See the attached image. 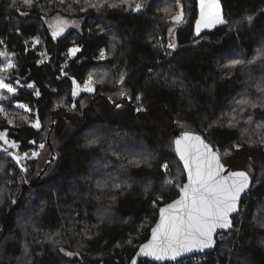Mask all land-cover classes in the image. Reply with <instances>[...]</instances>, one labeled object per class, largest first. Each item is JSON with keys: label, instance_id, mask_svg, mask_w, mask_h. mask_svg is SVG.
<instances>
[{"label": "trees", "instance_id": "obj_1", "mask_svg": "<svg viewBox=\"0 0 264 264\" xmlns=\"http://www.w3.org/2000/svg\"><path fill=\"white\" fill-rule=\"evenodd\" d=\"M219 3L225 23L196 35L199 0H0V68L21 87L0 99V133L17 145L0 140V264H131L185 182L179 122L225 167L247 163L254 185L237 243L232 230L176 264H264V0ZM56 16L84 19L81 34L54 37ZM89 76L95 94L73 100ZM51 123L56 161L33 187L48 161L38 173L9 153H36Z\"/></svg>", "mask_w": 264, "mask_h": 264}, {"label": "snow or ice", "instance_id": "obj_2", "mask_svg": "<svg viewBox=\"0 0 264 264\" xmlns=\"http://www.w3.org/2000/svg\"><path fill=\"white\" fill-rule=\"evenodd\" d=\"M26 2L30 3L31 0H26ZM140 7L141 5L137 4L133 10H139ZM199 8L200 15L195 25L196 35H199L203 28H212L225 23L221 15L219 0H199ZM247 19L251 21L252 17ZM182 20V11L172 17V21L176 24L181 23ZM62 31L61 27L53 32V36L59 35ZM169 47L175 48L176 45L169 44ZM78 51H80L78 47L71 48L69 55L74 56ZM100 58H104L103 51L100 53ZM12 67L13 65L8 63L5 68H0V71L6 72ZM73 84V96L79 91L92 92L94 90L92 76L84 82L82 89L75 81ZM0 89L8 93L16 91L3 80H0ZM20 107L24 106L20 105ZM140 110L137 109V111ZM8 122L11 124L10 120ZM32 126L39 128V121ZM0 140L11 148L17 147L15 143L9 144L5 133H0ZM175 146L188 173V182L180 189L181 195L178 200L160 209V221L152 229V238L140 247L138 253V255L153 257L158 261L176 260L177 257L194 249L202 251L211 248L214 243L213 234L216 230L231 228L230 215L237 211L241 193L249 187V178L244 172H233L228 176H221L223 166L219 156L199 136L185 133L175 140ZM40 147L43 148L44 145L41 144ZM9 155L17 165L25 158L11 153ZM32 155L36 156L38 153L33 152ZM164 167L166 169L167 165ZM22 170L25 169L22 168ZM133 264H136L135 260Z\"/></svg>", "mask_w": 264, "mask_h": 264}, {"label": "rangeland", "instance_id": "obj_3", "mask_svg": "<svg viewBox=\"0 0 264 264\" xmlns=\"http://www.w3.org/2000/svg\"><path fill=\"white\" fill-rule=\"evenodd\" d=\"M198 7H199V5H198ZM177 9H178V12L181 11V7L180 6H177ZM199 15H200V8H199ZM185 19H186L185 18V15L183 14V20H182V22L179 25H183L184 22H185ZM198 19H199V16H198ZM83 23H84V19H81V20H78V19H67V18H63L61 16H56V17L52 18L51 20L47 21L46 26H47V28L52 33L58 31L62 27L63 28V31L60 32L59 35H57L58 37L62 38L63 35L64 36L66 35V37L80 35L81 34V28L83 26ZM171 23H173L174 25H176L172 20H171ZM220 25L221 24L216 25L215 27H212V28H203V29H201V32L210 31V30H212V29H214V28H216V27H218ZM195 33H196V31H195ZM79 52L80 51H78L74 56H70L68 54V60L69 61L74 60L75 57H77V55H78ZM7 64H5L2 68H5L7 66ZM7 72H8V70L5 73H7ZM3 74H4V71H0V80H3L5 83H9V80L7 79L8 77L5 78ZM14 84L15 85H13L12 87L15 88V90H16L15 93H8L6 90L0 89V99H1V97H3V94L4 93L5 94H8L10 97L11 96H14L16 94L17 90L19 88H21V87H20V85L18 83H14ZM73 87H74V84H73ZM73 87H72V93H73ZM80 88L82 89L83 87H80ZM94 94H95L94 93V90L92 92L79 91V93L77 95H75V96H73V94H72V99L73 100H79L84 95H87V96L90 97V96H93ZM124 97H127V96L125 95ZM110 99L115 104L118 101V97H112L111 96ZM18 107L20 108V106H18ZM137 109H140V108H137ZM137 109H136L135 113H138V112L141 111V110L140 111H137ZM178 126H179L178 129H180V131H182L184 133H189L190 132V127L188 125H186V123L179 122V125ZM35 129L36 130H39L40 129V126H39V128H35ZM47 132H48V130L46 131V133ZM48 134L46 135L47 137L44 136V139L46 140V143H47ZM45 140H44V143H43L44 147L41 148L39 146V149L36 152V153H38V155H36V156L30 155L27 158L25 156H23V157H25L24 159H28L29 158V160H33L34 162H36V161L38 162V164H39V171H38V173L43 169V167L45 166L46 162L49 161V159H50V151L47 149ZM51 141H52V144L53 145L58 142L57 140H55V137L54 136L52 137ZM49 143H50V137H49ZM1 151L2 152H5L3 149ZM24 159H22V160H24ZM242 162H244V161H242ZM242 162L239 161L235 167L232 166V170L233 171H243V172L246 171L245 173L251 175L252 174L251 167L247 163H242ZM14 163L16 164L15 161H14ZM228 163L229 162H227V164ZM16 166L18 168H21V165L20 164L19 165L16 164ZM252 188H253V186H252ZM250 199H251V196L249 194L247 196V199H246V202H245V206L243 207V210H244L243 213L244 214L242 213V215H240L241 214L240 213L236 218H234L233 233L236 234V243H237V239H238V236H239L238 234L240 232V227H241V225H242V223H243V221L245 219V216L247 215V213L249 211L248 210L249 209V206H248L249 204L248 203H249Z\"/></svg>", "mask_w": 264, "mask_h": 264}, {"label": "water", "instance_id": "obj_4", "mask_svg": "<svg viewBox=\"0 0 264 264\" xmlns=\"http://www.w3.org/2000/svg\"><path fill=\"white\" fill-rule=\"evenodd\" d=\"M175 24H176V23H175ZM179 24H180V23H179ZM179 24H176V25H179ZM62 37L65 38L66 35H65V36L63 35ZM53 128H54V123L51 124V130H50V132H49V134H48V138H47V144H48V147H49V149H50V160L47 162L46 167L41 171V173H40L39 176L37 177L36 182L32 185L33 187L37 186L38 182H39V181L45 176V174L47 173L49 167H50V166L56 161V155H55L54 151L52 150V147H51V145H50V143H49V137L51 136V132H52ZM184 134H185V133H181V132H177V131H175L174 127L172 126V128H171V136H172V142H173V149H174V153H175L176 159H177L178 163L180 164V166H181V168H182V170H183V172H184V176H185V182H184V184H186V183L188 182V173H187L186 169L184 168V162L180 159L179 155H178L177 152H176V146H175V140L181 138ZM189 134H191V135H193V136H199V135H197V134H192V133H189ZM199 137L204 141V143H206L205 140H204L201 136H199ZM206 144H207V143H206ZM207 145L212 149V151H213L214 153H216V152L214 151V149H213L209 144H207ZM216 154H217V153H216ZM219 159H220V157H219ZM220 163H221V160H220ZM221 165L223 166V171L221 172V176H222V177H223V176H228L230 173H233V172H243V171H233L231 165H229L228 167H225L222 163H221ZM244 173H245V172H244ZM246 174H247V173H246ZM247 175H248V174H247ZM248 178H249V187H248L247 189H245V191H244L243 193H241V198H240V200L238 201V205H237V211L234 212V213H232V214L230 215V219L232 220V226H231V228H227V229H217L216 232L213 234V241H214V243H213V246H212L211 248H206V249H204V250H202V251H201V250H195V249H194V250L191 251V252L184 253V254H182L181 256L177 257L176 260L165 259V260H159V261H158V260L154 259L153 257L144 256V255H138V253H139V251H140V247L142 246V245H141V246L138 248V250H137V252H136V254H135L133 260L136 261V264H138V263L141 262V261H145V262H148V263H150V264H176V263L182 262V261H184V260L192 259V258L197 257V256H204V255L212 254V253L214 252L215 248H216V244H217V241H216V240H217V238L220 237V236H226V235H229V234L232 232V230H233V226H234V218H236V217L239 215V213H240V209H241V206H242V202H243V201L245 200V198L250 194V191H251L252 186H253L252 179L250 178L249 175H248ZM184 184L182 185V187L184 186ZM182 187H181V188H182ZM180 195H181V192H180V190H179L178 198L175 199V200H178V199L180 198ZM175 200H174V201H175ZM171 203H173V202H171ZM171 203H169V204H171ZM166 206H167V205H166ZM166 206H164V207H166ZM162 208H163V207H162ZM160 209H161V208H160ZM159 221H160V210H159V212H158L157 221H156L155 225L153 226V228L159 223ZM153 228H152V229H153ZM152 229L150 230L149 237H148V240H147L146 243H148V242L151 240V238H152ZM146 243H144V244H146ZM144 244H143V245H144ZM133 260H132L131 264H133Z\"/></svg>", "mask_w": 264, "mask_h": 264}, {"label": "built area", "instance_id": "obj_5", "mask_svg": "<svg viewBox=\"0 0 264 264\" xmlns=\"http://www.w3.org/2000/svg\"><path fill=\"white\" fill-rule=\"evenodd\" d=\"M12 70H15V67H14V66L12 67ZM246 198H247V197H246ZM246 198H245V199H246ZM243 207H244V206H243ZM243 207L241 206V209H240V213H241V214L239 213L240 215H242V213H243V211H244V210H243ZM243 214H244V213H243ZM244 216H245V215H244Z\"/></svg>", "mask_w": 264, "mask_h": 264}, {"label": "bare ground", "instance_id": "obj_6", "mask_svg": "<svg viewBox=\"0 0 264 264\" xmlns=\"http://www.w3.org/2000/svg\"><path fill=\"white\" fill-rule=\"evenodd\" d=\"M51 145V144H50ZM53 150V149H52ZM55 153V152H54Z\"/></svg>", "mask_w": 264, "mask_h": 264}]
</instances>
